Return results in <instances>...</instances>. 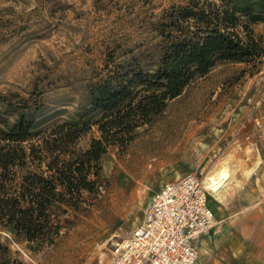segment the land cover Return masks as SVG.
I'll return each mask as SVG.
<instances>
[{
  "label": "rangeland",
  "instance_id": "obj_1",
  "mask_svg": "<svg viewBox=\"0 0 264 264\" xmlns=\"http://www.w3.org/2000/svg\"><path fill=\"white\" fill-rule=\"evenodd\" d=\"M184 1L0 0V110L35 104L42 126L68 118L88 104L91 85L115 70V63L133 54L152 58L160 39L154 23ZM254 28L264 35V23ZM94 135L98 132L80 145ZM225 163L234 180L221 202L209 198L215 233L227 240L251 237L259 264L264 260V56L255 67L217 65L137 128L126 149L111 147L102 157L100 178L91 176L98 179L99 193L84 191L80 208L67 207L60 215L54 245L21 240L2 225L0 241L25 264H108L113 244L131 234L166 183L191 172L206 179ZM242 250H215V256Z\"/></svg>",
  "mask_w": 264,
  "mask_h": 264
},
{
  "label": "trees",
  "instance_id": "obj_2",
  "mask_svg": "<svg viewBox=\"0 0 264 264\" xmlns=\"http://www.w3.org/2000/svg\"><path fill=\"white\" fill-rule=\"evenodd\" d=\"M264 0H185L154 23L160 38L150 60L133 54L91 85L89 102L47 126L35 104L0 110V225L47 246L60 236V215L79 209L84 191L99 193L102 157L126 149L137 128L221 63L254 67L264 56ZM97 131L87 145L80 142ZM0 264H25L0 241Z\"/></svg>",
  "mask_w": 264,
  "mask_h": 264
},
{
  "label": "built area",
  "instance_id": "obj_3",
  "mask_svg": "<svg viewBox=\"0 0 264 264\" xmlns=\"http://www.w3.org/2000/svg\"><path fill=\"white\" fill-rule=\"evenodd\" d=\"M204 177L187 173L153 196L143 220L110 250L108 264H205L197 240L215 227Z\"/></svg>",
  "mask_w": 264,
  "mask_h": 264
},
{
  "label": "crops",
  "instance_id": "obj_4",
  "mask_svg": "<svg viewBox=\"0 0 264 264\" xmlns=\"http://www.w3.org/2000/svg\"><path fill=\"white\" fill-rule=\"evenodd\" d=\"M253 170V169H252ZM228 237L222 234L219 235L215 233V227L211 229L207 234L201 236L197 240V247L199 249L202 260L205 264H258V259L256 258L257 252L254 250V244L252 238L249 237L244 240L245 237H234L231 240H227ZM244 241V242H243ZM231 247V250L240 249L243 247L242 252H236L235 255L226 253L220 259L219 252L222 249H227ZM221 248V249H220ZM215 250L219 253L217 256ZM241 252V253H240ZM226 255V256H225ZM259 264H264L263 259H259Z\"/></svg>",
  "mask_w": 264,
  "mask_h": 264
},
{
  "label": "bare ground",
  "instance_id": "obj_5",
  "mask_svg": "<svg viewBox=\"0 0 264 264\" xmlns=\"http://www.w3.org/2000/svg\"><path fill=\"white\" fill-rule=\"evenodd\" d=\"M206 184L210 189L214 191V197L218 201L223 200V191L229 185V183L234 180V171L228 168V165L225 163L210 175L207 176Z\"/></svg>",
  "mask_w": 264,
  "mask_h": 264
}]
</instances>
